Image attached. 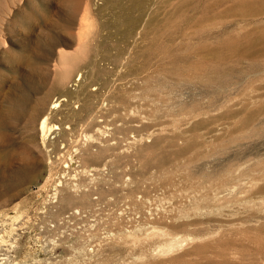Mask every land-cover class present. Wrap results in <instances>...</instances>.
Here are the masks:
<instances>
[{"label": "rangeland", "instance_id": "1", "mask_svg": "<svg viewBox=\"0 0 264 264\" xmlns=\"http://www.w3.org/2000/svg\"><path fill=\"white\" fill-rule=\"evenodd\" d=\"M73 1L79 2L74 15ZM86 1L0 0L1 264H114V254L126 255L133 249L125 245L127 232L118 222L126 206L117 200L128 188L110 174L113 162L116 174L125 173L136 180L134 188L139 187L143 198L150 199L147 205L167 207L172 198L182 200L181 189L196 172L205 173L204 180L215 172L192 166V135L181 139L172 133L178 114L197 111L207 120L231 113L232 105L246 96L251 98L252 110L264 102V97H254L264 92V0H145L142 12L135 11L141 16L137 31L128 37L115 23L118 8L104 5L107 0H93L96 11L92 24L89 20L81 26L84 36L80 40L88 46L82 51L78 21ZM91 30H97L98 35L92 37ZM61 47L87 52L85 57L81 54L79 67L68 79L72 91L80 89L91 60L99 63L100 69L90 74L88 81L103 87L111 80L113 97L108 101L113 106L108 120L114 141H125L122 148L98 162L84 158L80 145L86 132L79 125L74 134L78 143L64 141L54 152L41 143L42 112L62 94L53 65ZM77 77L81 79L77 81ZM24 92L30 98L19 109L16 101ZM35 116L36 122L32 120ZM235 122L231 116L215 125L221 130ZM256 122L264 129V112L258 114ZM152 131L160 133L154 145H127L128 140ZM207 131L199 132L198 148L215 153L223 140L221 132L216 138ZM258 144L264 147V132ZM219 157L225 165L249 164L257 159L252 153L233 160V153ZM53 161L60 180L45 185ZM94 164L109 173L107 181L92 182L91 173L89 177L79 173L81 165L92 169ZM251 165L255 166L254 162ZM85 178L83 188L90 193L92 205L75 212L77 201L63 203L54 185H62L64 179L77 182ZM99 190L106 199L100 198ZM98 248L107 254L104 263L97 256ZM87 252L96 257L85 258ZM196 257L190 256L192 261L186 264H202Z\"/></svg>", "mask_w": 264, "mask_h": 264}, {"label": "bare ground", "instance_id": "2", "mask_svg": "<svg viewBox=\"0 0 264 264\" xmlns=\"http://www.w3.org/2000/svg\"><path fill=\"white\" fill-rule=\"evenodd\" d=\"M78 3L77 1L72 3L75 6H73V15L77 13ZM144 3L145 0H107L104 5L113 4L118 8L114 17L115 23L122 34L128 37L135 29L137 31L141 16L140 14L136 15L135 11H141ZM94 5L96 4L93 3V0H87L82 6L84 7V11H81L83 15L78 21L80 25L78 26L79 40L84 36L81 26L95 15ZM87 25L89 26V24ZM87 28L85 27V29ZM91 31L92 37L98 35L97 30ZM87 37L86 39H88ZM78 46L81 50H86L88 47L87 43L81 40ZM86 53L81 54L84 56ZM81 54L72 52L65 47L58 50L57 61L53 65L56 68L57 82L63 87L62 94L42 112L39 122L40 139L42 146L47 151L54 152L58 145L64 141L69 144L71 140L78 143L74 134L79 125L81 130L86 132L83 133L86 139L80 145L84 158H91L94 159V162H98L102 156L108 158L111 152L122 148V142L125 140L119 143L114 141L111 123L108 120L111 106H113L108 101L113 97L111 80H107L103 87L97 86L94 80L88 81L87 77L100 69L99 63L89 61L88 70L85 71L86 78L78 91H72L67 85L73 71L80 65ZM118 68L119 66H116V69ZM118 70L120 71V69ZM79 79L81 77L77 81ZM246 97L232 105L231 113L217 114L212 119H201L205 117H201V113L197 111H183L178 114V120L172 133L181 139L192 135L191 141L194 146L192 166L199 170L205 168L215 171L210 172L207 180L203 179L206 176L205 173L196 172V176H193L189 185L181 189L183 198L178 202L173 201L172 198L169 206L156 209L147 205V201L150 199L143 198L139 187L134 188L136 180L131 177L127 178L128 174L125 173L116 174L117 166L114 165L116 162H113L109 170L110 174L117 183L128 188V191L123 194V198L117 200V203L123 202V205L126 206L119 213L121 217L118 222L121 223L120 229H125L127 232L125 245L133 249L126 255L114 254V264H186L192 261V258H189L192 255H196L195 259L202 264L205 261L208 264H264V147L258 144L264 129L261 125L262 128L259 127V122H256L258 114L264 112V102L260 99L259 102H262L260 107L252 110L251 98ZM254 97L255 100H259L264 97V92L254 95ZM29 98V95L24 92L16 101L17 107L23 108ZM231 116L235 118L236 122L219 130L220 127L216 126L217 123L224 122ZM32 120L36 122V116L32 117ZM73 120L78 124H73L71 122ZM205 129L208 130L206 134L210 133V136L213 137L221 132L220 137L223 140L219 145V150L214 151L215 153L212 151L203 152L198 148L200 145L199 132ZM89 131L92 132L88 133ZM159 134L152 131L140 135L128 140L127 145L148 148L150 143L154 145L157 142ZM225 153H233L231 160L241 158L244 153H252L257 158L252 161L255 166L251 165L252 162L225 165V162L223 163L219 157L220 154ZM107 164V162L104 164V168ZM81 166L82 170L79 173L88 177L91 173L92 176L89 179L92 182L102 183L109 177V173L105 172V169L99 164H94L92 169L86 165ZM59 180L58 165L53 161L45 185L56 184ZM62 181V185L54 186L56 196L60 197L63 203L69 204L73 200L77 201L75 212L91 207L90 193L83 188L87 185L86 178L77 182L71 179ZM100 190L98 191L100 198L106 199V196H101L102 191ZM126 214L129 215L125 217ZM123 217H125L124 222H122ZM162 221L164 224L161 223ZM146 229L150 230L143 233ZM177 229L185 230L178 231ZM116 239L120 241V235ZM137 248H139L138 252L135 251ZM97 250H99L97 253L99 260L104 263L107 254H101L100 248ZM91 251L94 250L91 248ZM128 254L131 256L128 257ZM84 256L87 259H92L96 257V254L87 252Z\"/></svg>", "mask_w": 264, "mask_h": 264}]
</instances>
